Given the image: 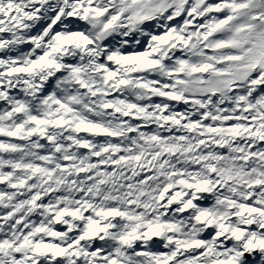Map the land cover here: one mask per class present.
I'll list each match as a JSON object with an SVG mask.
<instances>
[{"label":"snow or ice","instance_id":"6c2138e0","mask_svg":"<svg viewBox=\"0 0 264 264\" xmlns=\"http://www.w3.org/2000/svg\"><path fill=\"white\" fill-rule=\"evenodd\" d=\"M0 137V264H264V0H0Z\"/></svg>","mask_w":264,"mask_h":264},{"label":"bare ground","instance_id":"6f19581e","mask_svg":"<svg viewBox=\"0 0 264 264\" xmlns=\"http://www.w3.org/2000/svg\"><path fill=\"white\" fill-rule=\"evenodd\" d=\"M38 29H36V30H34L33 31V34H35V31H37ZM155 99V98H154ZM158 102V101H157ZM181 107H183V106H181ZM152 127H155V126H152ZM145 130H148V129H145ZM0 139H4L3 137H0ZM102 139V138H101ZM81 151H85V150H81ZM81 175H83V174H81ZM2 187V185H0V188Z\"/></svg>","mask_w":264,"mask_h":264},{"label":"rangeland","instance_id":"374dc122","mask_svg":"<svg viewBox=\"0 0 264 264\" xmlns=\"http://www.w3.org/2000/svg\"><path fill=\"white\" fill-rule=\"evenodd\" d=\"M24 47L27 48V47H29V46L26 45V46H24ZM6 170H7V169H6ZM2 187H4V186L2 185ZM2 187H1V188H2ZM33 218H35V217H33Z\"/></svg>","mask_w":264,"mask_h":264}]
</instances>
